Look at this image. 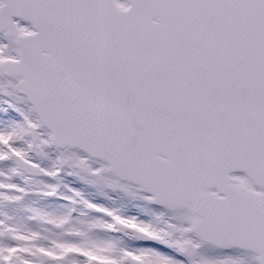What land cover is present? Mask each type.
I'll list each match as a JSON object with an SVG mask.
<instances>
[{
  "label": "snow or ice",
  "instance_id": "6c2138e0",
  "mask_svg": "<svg viewBox=\"0 0 264 264\" xmlns=\"http://www.w3.org/2000/svg\"><path fill=\"white\" fill-rule=\"evenodd\" d=\"M0 264H264V0H0Z\"/></svg>",
  "mask_w": 264,
  "mask_h": 264
}]
</instances>
